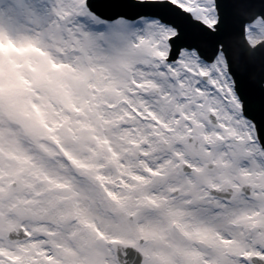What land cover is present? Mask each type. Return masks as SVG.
I'll list each match as a JSON object with an SVG mask.
<instances>
[{"label":"snow or ice","instance_id":"1","mask_svg":"<svg viewBox=\"0 0 264 264\" xmlns=\"http://www.w3.org/2000/svg\"><path fill=\"white\" fill-rule=\"evenodd\" d=\"M0 264H264V0H0Z\"/></svg>","mask_w":264,"mask_h":264}]
</instances>
